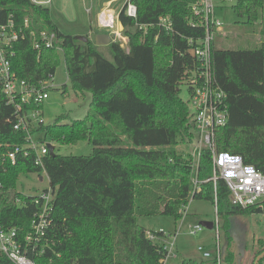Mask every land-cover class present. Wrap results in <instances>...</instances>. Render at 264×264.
Masks as SVG:
<instances>
[{
	"label": "trees",
	"instance_id": "trees-1",
	"mask_svg": "<svg viewBox=\"0 0 264 264\" xmlns=\"http://www.w3.org/2000/svg\"><path fill=\"white\" fill-rule=\"evenodd\" d=\"M201 1L131 0L136 19L128 18L124 8L118 14L127 49L112 42L110 62L90 40L82 43L61 32L47 7L28 0H0V24L9 15L17 26L22 27L25 19L29 23L25 39L13 47L15 76L33 84L53 77L59 53L33 50L28 37L30 30L38 33L46 27L56 36L72 91L91 94L89 112L82 120L36 130L59 145L86 141L92 146L90 156H60L53 151L44 158L54 191L53 222L47 233L52 247L43 256L31 254L37 264H162L166 252L146 238L138 215L178 220L190 197L215 205L217 218L223 221L231 215L264 212L259 206H232L221 180L214 192L212 182H207L212 170L208 150L201 152L195 173L190 153L172 150L183 145L192 153L197 141L189 104L179 93L185 83L190 95L188 81L198 68L192 51L205 32L193 7ZM231 9L241 26L251 27L262 18L264 0H233ZM162 16L170 18L172 32L155 26ZM136 25L146 26V34ZM211 62L228 112L226 125L215 130V149L238 155L244 164L264 173V42L251 50L219 49L213 44ZM12 116L13 108L0 93V144L24 142L25 135L8 122ZM40 172L32 157L0 167L6 227L22 233L29 229L35 211L32 197H21L25 205L17 206L14 191L19 176ZM192 177L197 190L191 195ZM257 244L256 256L264 250V239ZM229 245L226 234L224 264H236ZM0 264L11 263L0 255ZM179 264L202 262L182 259Z\"/></svg>",
	"mask_w": 264,
	"mask_h": 264
},
{
	"label": "built area",
	"instance_id": "built-area-1",
	"mask_svg": "<svg viewBox=\"0 0 264 264\" xmlns=\"http://www.w3.org/2000/svg\"><path fill=\"white\" fill-rule=\"evenodd\" d=\"M230 0H220L229 2ZM31 5L47 7L51 0H28ZM124 13L128 18L136 19V8L131 0H126ZM214 6L211 0H202L198 6L193 7V13L200 19L204 27V37L198 41V46L192 51V55L198 62L197 70L190 77L188 84L191 89L189 106L192 109V121L197 132V141L192 148V171L197 168V160L204 150L211 154V177L207 182H212L215 192L218 180L223 181L229 191V202L232 206L246 209L251 206L262 208L264 202V173L252 165L244 164L241 157L228 152H217L214 146L215 130L224 127L227 123L228 112L225 102V94L214 80L211 51L215 40V32L224 29L221 22L214 18ZM110 12V11H109ZM28 19L23 20L22 27L17 26L12 15L6 22L0 24V93L5 103L13 108V116L8 122L12 123L14 131L25 135L21 145L0 144V167L4 168L8 163L14 165L19 157L33 158L34 165L47 175L44 170V158L49 154L45 136L36 131L43 126L42 105L48 98L49 82L42 81L37 84L18 79L12 72L11 59L14 57V44L25 39L24 30L28 29ZM99 27L108 31L115 39L127 43V38L122 36L118 24L100 20ZM146 34V26H138ZM155 26L165 32H172V25L168 16L160 17ZM33 50L41 48L61 52L58 41L53 32L42 29L38 33L30 30L28 33ZM113 40V39H112ZM192 44V41H189ZM122 47V46H121ZM51 145V144H50ZM54 149V148H53ZM54 151V150H53ZM48 180V178H47ZM196 179L192 177L191 195L197 190ZM49 184V181H48ZM1 187V185H0ZM13 202L17 206L25 205L21 197L25 196L14 191ZM54 191L48 188L39 194L32 196L35 211L30 220L29 229L22 233L16 228L6 227L2 217L0 204V255L11 264H37L33 258L43 256L51 250L52 243L48 240L47 233L52 227ZM199 224L191 227L189 234L195 235L202 230ZM214 228V226H213ZM217 230V225H216ZM146 231V238L166 252L162 264H167L172 254L174 239L177 235L165 234L163 231ZM198 251H202L198 248ZM203 258H210L209 253H203ZM214 264H221L219 248L216 249Z\"/></svg>",
	"mask_w": 264,
	"mask_h": 264
},
{
	"label": "rangeland",
	"instance_id": "rangeland-1",
	"mask_svg": "<svg viewBox=\"0 0 264 264\" xmlns=\"http://www.w3.org/2000/svg\"><path fill=\"white\" fill-rule=\"evenodd\" d=\"M214 8V18L223 25L222 30L215 32L214 46L219 49L231 50H251L264 42V12L257 24L251 27L241 26L240 21L232 12L233 0L220 2L211 0ZM89 0H51L47 8L50 10L51 19L60 27L64 34L72 37L87 36L93 43L96 51L105 59L112 62L113 52L111 44L95 45L94 36L98 33L95 29V12L87 13ZM123 0L115 2L111 9L119 12ZM238 22V24H236ZM46 29V27H45ZM47 30V29H46ZM109 34L108 31H105ZM86 37V38H87ZM113 42H119L123 49H127L124 41L117 40L110 35ZM57 54V51H55ZM54 75L49 82L51 87L48 90V98L42 105L43 124L51 125L55 122L59 124H70L71 121L82 120L89 112L91 94L84 96L75 94L67 79L64 57L61 53ZM180 98L188 103V85L183 83L180 87ZM190 113L192 109L189 106ZM46 143H50L54 152L60 156H90L92 146L86 141H79L75 145H59L49 137H45ZM172 150L177 153L191 155L190 147L178 145ZM192 158V155H191ZM193 173V172H192ZM195 173V171H194ZM48 180L44 174H25L17 179V193L25 196H35L48 188ZM264 208V202L262 204ZM181 218L175 220L166 216L138 215V222L147 231H163L165 234L173 235L174 239L172 254L174 258H169L167 264H179L182 259H192L202 264H214L216 249L219 248L221 264H224V249L226 246V234L229 237V250L234 256L236 264H252L256 253L259 251L257 241L264 239V212L249 215H231L227 217V224L217 218L216 207L205 200H193L191 197L187 205L180 210ZM213 222L214 228L208 230L202 228L195 235H190L191 227L200 222ZM217 225V230H216ZM201 248L202 251H198ZM203 253H209L210 258H203ZM213 260V261H212ZM264 264V258L260 262Z\"/></svg>",
	"mask_w": 264,
	"mask_h": 264
},
{
	"label": "crops",
	"instance_id": "crops-1",
	"mask_svg": "<svg viewBox=\"0 0 264 264\" xmlns=\"http://www.w3.org/2000/svg\"><path fill=\"white\" fill-rule=\"evenodd\" d=\"M117 1H119V0H89V3H88L89 4V8H86V11H87L88 14L91 13V12H93V11L95 12V17H96V20H95V29L98 30L95 33H98V34H106L105 33V30H103V29H101L99 27L100 20H104V19H102V17L103 18L104 17H109L110 18V21L112 20L113 22H116L118 24V14L121 11V9L124 7V4H125L126 0H123V5L121 6L119 12L116 14V12H114V10L111 9V6L115 2H117ZM53 23L61 31L60 27L54 21H53ZM98 34H96V35H98ZM84 37H87V36H84Z\"/></svg>",
	"mask_w": 264,
	"mask_h": 264
},
{
	"label": "water",
	"instance_id": "water-1",
	"mask_svg": "<svg viewBox=\"0 0 264 264\" xmlns=\"http://www.w3.org/2000/svg\"><path fill=\"white\" fill-rule=\"evenodd\" d=\"M118 29L121 32L122 31V25L118 22ZM75 39L79 42L82 43H87L88 42V38L86 37H82V36H77L75 37ZM113 41L110 37L109 34H98L94 37V43L95 45H107V44H111ZM48 148H49V153L50 155H53V146L48 144ZM199 225H201L203 228L208 229V230H212L213 229V222H200ZM264 258V250L261 251L254 259L253 264H260V262L262 261V259Z\"/></svg>",
	"mask_w": 264,
	"mask_h": 264
},
{
	"label": "bare ground",
	"instance_id": "bare-ground-1",
	"mask_svg": "<svg viewBox=\"0 0 264 264\" xmlns=\"http://www.w3.org/2000/svg\"><path fill=\"white\" fill-rule=\"evenodd\" d=\"M102 19H104L105 21H108V22L110 21L109 17H104V18L102 17Z\"/></svg>",
	"mask_w": 264,
	"mask_h": 264
}]
</instances>
